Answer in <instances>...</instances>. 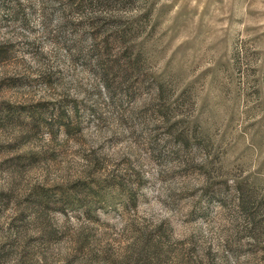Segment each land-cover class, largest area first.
<instances>
[{"label": "rangeland", "instance_id": "rangeland-1", "mask_svg": "<svg viewBox=\"0 0 264 264\" xmlns=\"http://www.w3.org/2000/svg\"><path fill=\"white\" fill-rule=\"evenodd\" d=\"M0 264H264V0H0Z\"/></svg>", "mask_w": 264, "mask_h": 264}, {"label": "trees", "instance_id": "trees-1", "mask_svg": "<svg viewBox=\"0 0 264 264\" xmlns=\"http://www.w3.org/2000/svg\"><path fill=\"white\" fill-rule=\"evenodd\" d=\"M100 49L102 50V52H104V49H102L101 47H100ZM100 49H98L96 62H97V66L99 67V69L101 68V70H103L102 74H104V72H105V69H104V67H105V58H104V55H103L104 53H102ZM242 207L244 208L243 204H242ZM141 251L142 250L139 248V253H141ZM139 258L140 257L138 256L137 260H141Z\"/></svg>", "mask_w": 264, "mask_h": 264}]
</instances>
